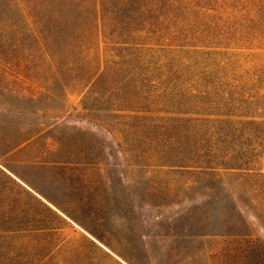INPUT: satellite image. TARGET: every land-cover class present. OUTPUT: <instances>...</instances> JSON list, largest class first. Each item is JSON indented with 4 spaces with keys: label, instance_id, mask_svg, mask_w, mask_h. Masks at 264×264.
Listing matches in <instances>:
<instances>
[{
    "label": "rangeland",
    "instance_id": "374dc122",
    "mask_svg": "<svg viewBox=\"0 0 264 264\" xmlns=\"http://www.w3.org/2000/svg\"><path fill=\"white\" fill-rule=\"evenodd\" d=\"M96 12L0 0V264H264V177L176 166L201 135L87 66Z\"/></svg>",
    "mask_w": 264,
    "mask_h": 264
},
{
    "label": "trees",
    "instance_id": "16d2710c",
    "mask_svg": "<svg viewBox=\"0 0 264 264\" xmlns=\"http://www.w3.org/2000/svg\"><path fill=\"white\" fill-rule=\"evenodd\" d=\"M95 10L87 66L142 68L148 108L176 116V132L201 135L176 166L264 177V0H95Z\"/></svg>",
    "mask_w": 264,
    "mask_h": 264
},
{
    "label": "crops",
    "instance_id": "0c3cea01",
    "mask_svg": "<svg viewBox=\"0 0 264 264\" xmlns=\"http://www.w3.org/2000/svg\"><path fill=\"white\" fill-rule=\"evenodd\" d=\"M24 181V180H23ZM25 182V181H24ZM26 183V182H25ZM28 185H30L29 183H27ZM41 199H39V201H40ZM42 202V204L46 207V208H48V210H50L51 212H56V211H54L52 208H50L46 203L47 202H43L42 200L40 201V203ZM48 203H50V202H48ZM51 203H53L54 204V207H56L57 209H59V210H61L62 211V209L56 204V203H54V202H52L51 201ZM57 214V213H56ZM57 216H59V215H57Z\"/></svg>",
    "mask_w": 264,
    "mask_h": 264
}]
</instances>
